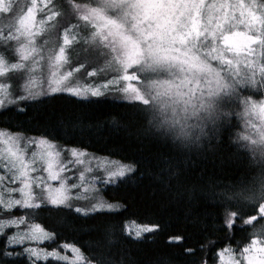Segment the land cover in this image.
Returning a JSON list of instances; mask_svg holds the SVG:
<instances>
[{
	"label": "snow or ice",
	"instance_id": "obj_1",
	"mask_svg": "<svg viewBox=\"0 0 264 264\" xmlns=\"http://www.w3.org/2000/svg\"><path fill=\"white\" fill-rule=\"evenodd\" d=\"M18 0H0V14L13 13L7 23L0 19V40L16 41V55L19 60L9 63L0 55V77L11 71H19L28 67L35 72L40 60L41 49L36 46L35 37L43 31L46 22L55 19L59 12L49 9L52 0H30V6L14 12ZM79 19L91 26V42L107 49L111 54L110 63L118 65L121 74L101 86L68 83L72 71L61 73L59 69L67 63L66 47L76 36L70 38L71 29L63 33V45L58 52L49 53V75L46 85L37 77L29 76L24 84L26 96L19 99H35L41 95L67 92L77 97H92L103 94V89L110 85L128 82L119 90L129 100L150 105V124L157 130L179 141L185 146L196 144L206 136V128L215 124L222 116L229 113L221 110L225 97H231L243 106L240 115L245 118V127L250 129L239 137L246 143L254 155L264 157V100L254 101L251 96H241L238 89L249 87L264 89V3L260 0H87L84 3H73L69 0ZM42 5V7H41ZM49 9L45 19L37 21V12ZM31 60V65L25 62ZM215 62V64H214ZM82 67V66H81ZM135 67L137 72L129 74ZM79 71V68L75 69ZM95 72L88 75L94 76ZM136 81L134 86L131 82ZM9 84L0 83V108L11 103ZM259 119L260 123L255 122ZM20 137L0 131V167L12 172V183H19L18 188H8L7 192H18L20 198L5 199L0 196V208L10 211L13 208L36 209L40 207L33 185H43L44 199L53 205H67L72 199L71 190L81 189L75 194L76 199L91 200L85 208L76 207L82 214L91 212L117 211L119 205L110 204L101 196L93 195L97 191L96 179L101 185L115 183L132 172V166L112 161H100L90 157L87 163L97 160V167H104L106 176L100 178L86 177V168L71 185L62 174L71 169L60 163V152L54 144L46 139H30L28 146L35 144L38 151L25 159L26 148H21ZM73 160L68 164H84L87 153L70 150ZM40 161L44 165L45 176L33 177L38 172L33 167ZM14 170V171H13ZM5 176L0 175V182ZM48 181H59L53 187ZM224 195L227 196L225 193ZM231 199L232 197H228ZM245 199L256 203L259 201L258 214L264 217V181L258 190H252ZM236 212L227 220L228 228L235 222ZM258 219L257 215L249 216L244 223L251 225ZM25 219H9L0 221V235L7 227H19ZM158 225H138L135 222L127 226L129 233L139 238L144 232L155 231ZM258 231H264L261 228ZM52 239L51 234L39 225L29 224L26 231L17 232L7 239L9 247L24 244L26 241ZM182 237H172L169 242H180ZM74 259L57 251L44 252L34 247L23 251L30 257L47 259L52 257L66 261L68 264H83L84 257L79 248L64 244ZM191 251V250H189ZM6 256L20 253L5 251ZM220 264H264V239L255 238L242 249L241 259H236L231 248L219 252Z\"/></svg>",
	"mask_w": 264,
	"mask_h": 264
},
{
	"label": "trees",
	"instance_id": "obj_2",
	"mask_svg": "<svg viewBox=\"0 0 264 264\" xmlns=\"http://www.w3.org/2000/svg\"><path fill=\"white\" fill-rule=\"evenodd\" d=\"M54 1L60 3L55 18L58 26L82 27L69 0ZM84 2L87 0H73ZM12 16L0 14V19ZM80 43L69 51L66 65L70 70L84 63L73 80L89 83L94 81V77L85 80L90 65L96 68L106 59L100 61L89 45L81 47ZM5 45L0 40L11 59ZM74 49L78 55H72ZM113 64L106 61L101 79L112 75ZM12 75L6 79L12 97L17 98L20 90L12 85L21 77ZM17 100L0 108L1 130L116 159L134 169L101 189L105 201L119 205L117 211L85 215L48 203L36 209L0 208V219L23 217L51 234L52 239L40 247L59 253L64 252V244L77 247L85 258L83 264H216L221 249H239L253 236L244 221L251 215L260 220L259 201L253 207L244 197L264 181V157L254 155L243 147L246 141L239 139L249 129L240 115L243 106L237 101L223 103L221 110L229 115L210 124L199 142L185 146L150 124V105L129 100L119 89L98 97L57 92ZM232 212H236L235 222L228 228ZM133 222L159 228L136 238L125 231V225ZM9 232L6 229L0 235V264H68L51 258L32 259L21 246L9 247ZM172 237L182 240L170 243ZM5 251L20 254L9 257Z\"/></svg>",
	"mask_w": 264,
	"mask_h": 264
},
{
	"label": "rangeland",
	"instance_id": "obj_3",
	"mask_svg": "<svg viewBox=\"0 0 264 264\" xmlns=\"http://www.w3.org/2000/svg\"><path fill=\"white\" fill-rule=\"evenodd\" d=\"M260 2L264 3V0H260ZM38 4H39V0H38ZM50 5H49V9H51L52 11H58V9L60 8L59 1L52 0V6H50ZM29 6H30V0H18V3H17L16 6H14V8H17L16 11H18V9H25L26 10V8L29 7ZM41 7H42V5H41ZM49 9H45L43 12H37V21L45 19L46 16L48 14H50L49 13ZM8 21H9V19H6L4 21V23H7ZM58 25L59 24H57L55 22V19L52 20V21L46 22L44 24V26H43V31L40 33V35L35 37L36 46L41 49L40 55L43 57V59L40 60L39 67H38V69L35 72H29L28 71V67H26L25 69H22V70H19V71H11V72L7 73L6 76L0 77V83H7V84H8V82H7L8 80L6 79V77L9 74L13 73L14 74V75H12L13 77H17V76L21 77L20 82H17V84L14 83L12 85L14 89L17 88V89L20 90L19 91V95L17 96L18 100H20L19 97L27 95V93L24 91V84L26 83V81L28 80L30 75L34 76V77H37L43 84L46 85L47 79H48V75H49L48 55H49V53H53L54 54V53L58 52L59 47L61 45H63V33H64V31L66 29H71L70 38H71L72 35L76 36V39L70 45H68L66 47L65 54L67 56V62H68V59H69V56H68L69 51L71 49H73V47H75L77 45V43H79V42H82V43L78 44L81 47L89 45L90 50H92V52L96 56L100 57V61H102L103 57L106 59V60H104V62L101 63L102 65L96 66V68L94 67V65H90V68L85 73L86 74L85 75V80L88 81V80L91 79V77H94V81L91 80V81H89V83H81V82H79L77 80H73V79H75V77H74V75H72L71 77H69V80L67 81L68 83H72V84L80 83L81 85H92L93 87H97V86L103 85L104 83H106V82H108L110 80H113L114 78H116L117 76H119L121 74L120 72H118L116 70L118 68V65L113 64L112 67L110 66L111 69H114L112 75L109 76L106 79H101L100 78V75L103 74L104 71L107 68L106 61H107V63L110 64V62L112 60V57H111V54H109L107 49L103 48L102 46H99L98 43L91 42V40H90L91 33L94 31V29H92L91 26L86 25L83 21H82V24H81V26H82L81 28L77 24H71V25L63 26V27H60ZM5 43H6V45H5L4 48L7 49L8 52L10 53L11 59L10 58L7 59L8 57H6V52H4V49H2L1 47H0V55H3L4 58L9 61V63L17 62L19 60V57L16 55V52H15V48L17 46V42L16 41H7ZM71 53H72V55L73 54L78 55L79 52H78V49H74L73 51H71ZM260 62H261L262 65H264V57H261V61ZM25 63H26L27 66H30L31 65V60H29V61H27ZM78 64L72 66V68L69 70L67 68L66 63H65L59 69V71L61 73H66L68 71H72L73 74H75L74 73V72H76L75 69L80 68L81 66L83 67L84 63H78ZM214 64H215V62H214ZM128 71H129V74H131V73L137 72V69L135 67H133V68H130ZM90 72H95L96 74L94 76H90V75H88V73H90ZM98 74H99V78L97 79L96 77H98L97 76ZM137 74L141 75V76L143 75V74H140L138 72H137ZM126 83H128V82L121 81L119 85H116V86L110 85L108 89H103L102 88L101 90H102L103 94L108 93V92H114L115 89H120ZM131 83L134 86L137 85L136 81H133ZM238 91H239V94L241 96H251L254 101L259 102L260 100H264V89H260V88L253 89V88H249V87H243V88L238 89ZM244 91H248V93L242 94ZM9 92H10V100L12 101L11 103L16 102V99H17L16 96L13 95V97H12V95H11L10 85H9ZM88 95H91V94L89 93ZM227 101L233 102V101H236V100H233L231 97H225L224 101L222 102V104L227 102ZM11 103H8V104H11ZM238 103L239 102L237 101V104ZM255 122L257 124L260 123L259 119H256ZM0 131L6 132V131L1 130V129H0ZM7 133H9V134H11L13 136H18V137L21 138L20 139V146H21V148H26L25 159H28L29 157H31V154L34 151H38V149H37L35 144H32L31 146H28L26 142L28 140H30V139L39 140L40 138H28V137H26L25 135H23L21 133H10L8 131H7ZM41 139H43V138H41ZM48 142L51 143V144H54L55 147H56V150L60 152V163L61 164H67L68 168L71 169L70 171L66 170L62 174L64 177H72L71 179L67 180V184L68 185H71L74 181L78 180V177H79L80 173L82 171H84L86 168H91V171L86 172V177L89 180H91L92 178H100V177H105L106 176L105 168L104 167H100V168L97 167V160H92L90 164L87 163V161L89 160L90 157L98 158L100 161H112V162H116V163L128 164V163H124V162H121V161L116 160V159H110L108 157H105V156H102V155H98V154H95V153H91V152H87V151H84V150H81V149H78V148L60 147L59 145H57V144H55L53 142H50V141H48ZM2 147H4V146L0 145V148H2ZM71 149H77L78 151H83V152L87 153V155L83 158L86 163H84V164H68L69 160H73L74 159L71 156V154H70V150ZM128 165H130V164H128ZM130 166H132V165H130ZM33 167H38L39 168L38 172L31 173V175L33 177H35V176H45L46 177L47 174L44 172L43 163H41L40 161H37V163L35 165H33ZM12 174H13L12 172L7 171L4 167H0V175L5 176V180L0 182V196H3L5 199L9 198L10 196L12 198H20V194L18 192L9 193V192L6 191V189H8V188H18V187H20V184L18 182L17 183H12L11 182L12 181ZM128 174L129 173H127L126 175H128ZM48 183H51L53 187H58L59 186V181H48ZM110 184H112V183L101 185L100 180L96 179L97 191L95 193H93V195L94 196L98 195V196L102 197L101 189L106 187V186H108V185H110ZM79 191H81V189H72L71 190V195H72L73 198L70 199L69 201H67V205L68 206H66L64 204L54 205V206L71 207V208H73L75 210L76 207L85 208L86 206L90 205L92 203L91 200L76 199L75 198V194L77 192H79ZM33 192L36 195V197H37L38 201L40 202V204L48 203L47 200L44 199V196L46 195V193L43 192V185H41V187H39V188H37L35 185H33ZM257 203L258 202H256V203H253L251 201L249 202V204H251L253 207ZM48 204H51V203H48ZM110 204H112V203H110ZM114 205H116V204H114ZM1 209H3V208H1ZM9 219H13V218H4V219H0V221L9 220ZM15 219H17V218H15ZM130 224L131 223H128V224L125 225V231L128 234L135 236L134 233H129L128 230H127V226L130 225ZM28 226H29V224L27 222H25L24 224L19 225V227H7V228H5L3 230V232L6 229H10V232L8 234V237H9L11 235L16 234L17 232L26 231ZM248 228L250 230V233L253 235L252 237H250V239H249L250 241L247 244H245L244 246H241L239 249L231 248L232 253H233V255L235 256L236 259H241L242 249L244 247L248 246V244L251 243L252 239L258 238V235H259V238L264 239V231H258L261 228H264V217H260V220L254 221L253 224L248 226ZM146 233H148V232H144V233H142V235H144ZM8 237H7V239H8ZM48 240H44L43 242L48 241ZM43 242H40V241H26L24 244H17V245H13V246H21L23 250L25 248L34 247V248H37L38 250H42L44 252L54 251V250H48L46 248L40 247L39 244H41ZM225 248H229V247H225ZM225 248L221 249L219 252L223 251ZM63 249H64V252L60 253L61 255H67L69 257V260L74 259V256H73V254L70 251L66 250L65 248H63ZM219 252L217 253L216 264H220ZM31 258L32 259H36L35 257H31ZM48 258L54 259L52 257H48ZM39 260H45V259L42 258V259H39ZM241 264H244V261L242 259H241Z\"/></svg>",
	"mask_w": 264,
	"mask_h": 264
}]
</instances>
